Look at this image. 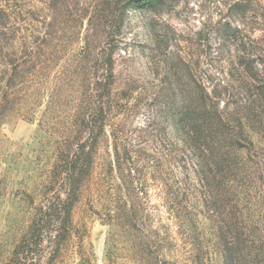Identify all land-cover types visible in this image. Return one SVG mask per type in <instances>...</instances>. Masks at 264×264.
<instances>
[{"label": "rangeland", "instance_id": "374dc122", "mask_svg": "<svg viewBox=\"0 0 264 264\" xmlns=\"http://www.w3.org/2000/svg\"><path fill=\"white\" fill-rule=\"evenodd\" d=\"M253 74L264 79V0H0V264L39 207L65 198L55 165L93 136L69 233L46 238L39 264H264ZM193 106L229 123L222 183L196 171Z\"/></svg>", "mask_w": 264, "mask_h": 264}, {"label": "trees", "instance_id": "16d2710c", "mask_svg": "<svg viewBox=\"0 0 264 264\" xmlns=\"http://www.w3.org/2000/svg\"><path fill=\"white\" fill-rule=\"evenodd\" d=\"M130 1L133 6H138L157 5L163 0ZM240 40L241 42L238 43L244 44V48L241 49V65L250 70L252 65L255 69V65L262 61L259 58L255 59L257 54L253 57L255 55L254 44L248 42V39L242 38ZM106 59V69L111 80L104 83V86H109L115 82L114 62L109 53ZM14 66L15 71H17L18 66ZM251 79L255 81L252 86L257 88L264 97V79L260 80L256 74H253ZM98 83L99 85L102 84L100 81ZM188 111L191 112L190 118L195 128L193 134L191 133L190 142L193 144V151L198 158V162L195 163L196 171L198 175H201V181L206 178L222 183L232 171L229 166L230 157L233 154V148H230L232 138H230L229 123L227 124L216 110L204 109L203 106H193L192 110ZM91 131V134H94L95 129L92 128ZM92 140L89 147L86 142L74 146L62 156L61 162L55 165L54 170L58 172L56 176L61 180L60 186L64 191L65 198L57 197L55 200H48L39 207L26 235L15 246L6 264H39L40 261L37 256L47 237H50L51 243L57 241L58 246L67 237L72 223L73 207L78 200L81 183L91 171L94 162L93 153L96 143L94 136ZM53 249L57 250V248Z\"/></svg>", "mask_w": 264, "mask_h": 264}]
</instances>
